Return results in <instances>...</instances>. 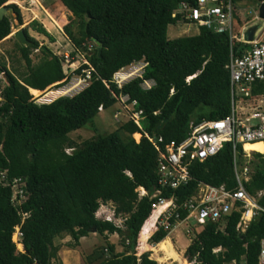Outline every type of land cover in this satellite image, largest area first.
<instances>
[{
    "label": "trees",
    "instance_id": "trees-1",
    "mask_svg": "<svg viewBox=\"0 0 264 264\" xmlns=\"http://www.w3.org/2000/svg\"><path fill=\"white\" fill-rule=\"evenodd\" d=\"M196 1L52 2L47 6L52 16L57 17L58 6L71 13L67 23L62 24L74 47L70 64L78 53L85 52V62L74 71L81 73L88 69L91 78L81 92L47 104L35 103L34 97L65 85L73 70L69 66L65 72L62 56L47 46H39L22 29L29 42L26 46L18 43V47L27 72L17 77L0 65V74L7 80L0 91V172L5 173L0 181V264H53L52 261L62 264L57 258L59 247L54 239L68 235L73 241L70 245L74 246L90 233L105 237V243L87 256L88 264H159L148 252L137 255L136 250L138 238V249L143 250L142 230L152 214L157 190L161 191L160 196H174L181 203L196 192L200 183L223 185L227 190L238 186L230 142L214 156L202 162L193 161L188 166L191 179L186 184L171 189L158 183L159 153L152 140L162 137L164 142L172 139L179 142L190 131L191 123L230 115V78L225 68L230 45L236 54L248 46L242 41H231L227 32L217 33L204 26L199 27L196 35L169 39V25L189 22L180 14L173 16L179 4L194 5ZM256 1L260 4L264 0ZM8 2L13 0H0V7L13 8L21 24L20 9ZM74 24L76 31L72 28ZM30 27L54 41L36 20ZM11 28L10 16L0 19V41L11 33ZM36 49L42 50L43 55L32 65L29 56ZM140 60L147 62L143 78L118 88L112 82L113 74ZM192 75L195 76L187 81ZM143 79L153 80L155 84L144 90L140 85ZM252 94L264 95V83H255ZM121 95L128 96L126 103L131 105L132 112H142L138 123L127 117L111 133L96 135L80 145L69 140L70 132L92 124L100 113L99 108L102 111L111 108ZM138 133L142 136L136 141L133 136ZM67 148L71 149L70 153L65 151ZM236 150L238 166L242 167L245 157L241 145ZM253 156L256 162L244 187L252 196L263 191L257 202L264 209V153ZM14 179L25 183L26 200L19 206L12 203L10 185ZM139 188L146 195L139 196ZM103 203L113 205L114 215L123 218L122 227L96 216ZM23 213H29L24 220ZM179 213L181 217L186 215L183 210ZM240 216V212L233 210L220 222H208L198 228L185 249L187 261L258 264L264 212H259L244 232L237 230ZM16 225L22 232L23 251L12 240ZM167 233L158 228L148 242L158 243L153 251H162L165 259L180 261L169 238L164 239ZM112 234L120 238L122 251H116L115 244L108 241L107 235Z\"/></svg>",
    "mask_w": 264,
    "mask_h": 264
},
{
    "label": "built area",
    "instance_id": "built-area-1",
    "mask_svg": "<svg viewBox=\"0 0 264 264\" xmlns=\"http://www.w3.org/2000/svg\"><path fill=\"white\" fill-rule=\"evenodd\" d=\"M21 0H13L12 3L19 5ZM23 1V0H22ZM31 4H36L35 0H29ZM41 7V6H40ZM231 0H197L194 5L180 3L178 10L173 14H180L183 20H189V24H195L198 27L204 26L217 33L227 32L230 40H241L250 45V49L241 51L240 54L234 52L233 46L230 45V57L225 65L229 71L230 92H231V113L230 115L217 120H202L198 124H190V131L184 139L177 142L168 140L164 142L162 137L152 140L158 153V183L162 188L177 189L180 185L186 184L191 179L188 166L193 161H204L209 157L217 154L226 142L232 144L234 172L238 186L234 190H227L223 185L219 187L207 184H198L197 190L190 197L181 203L176 202V198L171 196L165 198L160 196L161 191L157 190L153 197L157 200L152 204V212L158 210V214L154 218L151 234L158 228L170 233L180 224L185 223V231L188 235L195 234L196 230L208 222H220L231 211L240 212V220L237 224V230L244 232L250 222L264 209L259 206L257 199L263 191L252 196L247 193L244 182L250 178L252 170L249 171L247 165L238 166V152L236 146L239 144L244 150V145L263 144L264 150V106L246 109L240 107L241 102H250L257 100L260 96L252 94V87L256 83H264V39L263 35L254 41L245 42L238 39L234 32V12ZM187 24V23H185ZM91 46V45H90ZM89 46V47H90ZM67 57V56H66ZM147 62L144 60L136 61L128 66L120 68L112 76V82L121 88L123 84L136 79L143 78V74ZM195 75L187 77V81ZM91 72L83 69L78 78H70L62 87L51 90L44 95L37 104L51 103L59 97H72L81 92L90 83ZM153 80L143 79L141 88L150 89L154 85ZM238 89L242 96L236 93ZM46 93V92H45ZM264 98V95H262ZM128 96L121 95L118 102L123 104V109L127 110L130 104H127ZM248 104V103H246ZM102 107L99 111H102ZM128 111V110H127ZM126 111V113H127ZM141 111L132 112L131 108L127 113V117L133 118L138 123ZM120 112L116 111L114 117L117 118ZM139 134V141L141 134ZM163 144V147L160 146ZM252 153H263L251 150ZM70 153V152H67ZM5 178V173L0 172V181ZM12 203L19 206L26 200L23 186L25 183L21 179H14L11 183ZM139 196L146 195L143 188H139ZM102 206V205H100ZM162 208L161 210H159ZM179 210L186 212L185 217H181ZM104 220L112 221L108 215L98 216ZM102 215V214H101ZM29 213H23L24 220ZM192 221V223H191ZM12 240L16 246L20 245L19 251H23L21 243L22 232L20 226L16 225ZM34 264H37L34 262ZM186 264H201L196 261H186ZM226 264H243L230 262ZM258 264H264V237L260 240V252L258 256Z\"/></svg>",
    "mask_w": 264,
    "mask_h": 264
},
{
    "label": "rangeland",
    "instance_id": "rangeland-1",
    "mask_svg": "<svg viewBox=\"0 0 264 264\" xmlns=\"http://www.w3.org/2000/svg\"><path fill=\"white\" fill-rule=\"evenodd\" d=\"M54 1L57 0H35L36 4H31L29 0H23V1L21 0L19 2L20 6L18 5L22 17L21 24H19L17 19L15 18L16 17L15 13L7 10L8 12L7 16H10L12 18V28H11V33L5 39L0 41V65H5L8 70H10L13 74H15V76L19 77L20 74L27 72L26 62L22 58L18 47L19 42L14 37V33L16 31L24 28L27 30L29 36L35 38L39 42V46L41 45L47 46L55 54H57L58 56H62V60H63L62 66L64 68V71L67 72L69 66L73 70L70 74V78L74 79L80 76V73H76L74 69H76L82 63L85 62L84 60L85 52L78 53L75 56L73 63L70 64V60L72 59L71 52L74 50V47L70 42V40L64 34L62 29L63 27L62 24L67 23L69 17L71 16V13L66 8L58 6L57 17L52 16L51 13L48 11L47 6H49ZM8 3H12V2H8ZM233 9H234L233 12H234V28H235L234 32L236 33L238 39L239 38L242 39L245 26L247 24H254L255 22L260 21L258 18L259 4L256 0H238L237 2L233 3ZM33 20L39 22L41 26L46 30V32L54 37V41H50L45 35L37 32L35 29L30 27V23ZM72 28L74 31L77 30L75 24L72 26ZM198 32H199V27L197 25L189 24V23L185 24L182 22V23H178L177 25H169L167 29V36L169 39H175L179 37L196 35ZM263 39H264V33H263ZM250 47L251 46L248 45L247 49H250ZM42 55L43 53L42 50L40 49L31 50L29 57L31 59L32 65L37 64L40 61ZM6 84H7V80L5 75L0 74V91ZM58 88H51L48 91H46V93H44L39 97H34L33 95L32 96L34 97L36 102H40L45 94H47L51 90H56ZM236 93L239 96H242L239 93L238 89H236ZM32 94H35V91H33ZM259 96L260 98H257V100H253L250 102H241L239 104L240 107L245 108V110L246 109L249 110L251 109V107L256 108V107L264 106V98L262 97V95ZM122 106L123 104L117 102L111 108L105 111H100L98 116L93 120L92 124H89L80 129L70 132L68 134L69 140L76 145H80L83 141L90 139L96 135H104L113 132L119 127V125H121L126 120L127 113L131 108V106H128L127 108L129 109H127L128 110L127 111L124 110ZM116 111L120 112L117 118L114 117ZM133 138L135 140H138L139 135L138 136L134 135ZM65 151L71 152V149L67 148L65 149ZM253 154L254 153L250 151H243V157H245L244 165L248 166L249 171L253 169L252 166L256 162V159L254 158ZM101 205L102 206H100L98 209V214H99L98 216L103 217L104 215H108V217L117 226L122 227L123 218L117 217L115 215L112 216L113 205L111 203H103ZM104 211L105 214H103ZM185 226H186L185 223H183L177 227L178 232L181 233V238H182L180 240L179 248H176L173 244L174 248H176L175 250L178 252L180 256H182L179 253L180 249L182 250L185 246L188 245L189 239L194 238V234L188 235L186 233ZM222 226L223 225H221V227ZM109 237H111V241L109 242L115 244L116 250L118 252L122 251L123 247L120 243V238L118 237V235L117 234L107 235V238ZM12 238L15 239L14 236ZM104 239L105 237L103 236H100L96 233H90L88 236L82 237L79 241V244L71 246L70 243H72L73 241H71V238L68 235L57 237L54 239V244L57 245L59 249H63L62 251L63 260L62 258L60 259L58 255L57 258L59 261L62 262V264H88L86 260L87 256H89L96 247L103 245L105 243ZM145 241L142 243L143 249L145 248ZM157 246L154 245V248H157ZM153 252L156 253V255H159V258L155 256L156 261L159 264H167V263L186 264L187 261L185 255L181 257L180 261H174L172 259H165V255L162 251H158V252L153 251ZM52 262L53 264L56 263V261H52Z\"/></svg>",
    "mask_w": 264,
    "mask_h": 264
},
{
    "label": "water",
    "instance_id": "water-1",
    "mask_svg": "<svg viewBox=\"0 0 264 264\" xmlns=\"http://www.w3.org/2000/svg\"><path fill=\"white\" fill-rule=\"evenodd\" d=\"M7 10L13 12V8L9 6L0 7V19L4 16H7ZM259 22H255L254 24H247L244 28L242 40L245 42L254 41L256 38H259L264 33V1L259 4V12H258ZM14 37L18 40V42L26 46L28 44V39L24 34L23 30L20 29L14 33Z\"/></svg>",
    "mask_w": 264,
    "mask_h": 264
},
{
    "label": "crops",
    "instance_id": "crops-1",
    "mask_svg": "<svg viewBox=\"0 0 264 264\" xmlns=\"http://www.w3.org/2000/svg\"><path fill=\"white\" fill-rule=\"evenodd\" d=\"M244 150H245V148H244ZM246 151V150H245ZM152 225V223H150V226ZM140 235V234H139ZM149 237L150 236H148V238L146 239V241H145V248L142 250V251H139V249H138V247H139V238H138V240H137V247H136V250H137V255H140L141 253H143V252H148L149 254H150V258L151 259H154L155 261H156V257H158L159 258V255H156V253H154L153 252V249H155L154 248V245H156L157 246V244L158 243H156V244H150L149 242H148V240H149ZM166 238H169V240H170V242L172 243V245L174 244V246L176 247V248H179V245H180V240L182 239L181 238V233H179L178 232V229H177V227L176 228H174L164 239H166ZM163 239V240H164ZM174 242H173V241ZM108 241H111V237H109L108 238ZM190 242H191V239H189V243H188V245L190 244ZM187 245V246H188ZM174 246H173V248H174ZM187 246H185L182 250L180 249V251H179V253L183 256L184 255V252H185V249L187 248ZM176 248H174V249H176ZM61 250V251H60ZM62 251H63V249H59V251L57 252V255H58V257H60V259L62 258V260H63V256H62ZM117 251V250H116ZM176 251V250H175ZM153 252V253H152ZM177 252V251H176ZM178 253V252H177ZM156 256V257H155ZM182 256H180V257H182ZM155 257V258H154ZM163 257V256H162Z\"/></svg>",
    "mask_w": 264,
    "mask_h": 264
},
{
    "label": "bare ground",
    "instance_id": "bare-ground-1",
    "mask_svg": "<svg viewBox=\"0 0 264 264\" xmlns=\"http://www.w3.org/2000/svg\"><path fill=\"white\" fill-rule=\"evenodd\" d=\"M244 148H245L246 151L255 150V151H258V152H263V144L262 143H257V144H254V145L245 144L244 145ZM161 209L162 208H160L159 210H161ZM157 214H158V210L153 211L152 214H151V216L147 219V221H146V223H145V225L143 227V230H142V239L144 241L148 238V236H149V234H150V232H151V230L153 228L152 225L150 226V223H153L154 222V218H155V216ZM18 248L19 249L21 248L20 245H18Z\"/></svg>",
    "mask_w": 264,
    "mask_h": 264
},
{
    "label": "clouds",
    "instance_id": "clouds-1",
    "mask_svg": "<svg viewBox=\"0 0 264 264\" xmlns=\"http://www.w3.org/2000/svg\"><path fill=\"white\" fill-rule=\"evenodd\" d=\"M97 212H98V211H97ZM101 214H102V213H101ZM103 214H105V211L103 212ZM112 216H114L113 210H112ZM112 222H113V221H112ZM152 224H153V223H152ZM151 231H152V230H151ZM154 232H155V231H154ZM154 232H153V233H154ZM153 233H152V234H153ZM152 234L150 233L149 236L151 237ZM168 234H169V233H167V235H168ZM150 237H149V238H150Z\"/></svg>",
    "mask_w": 264,
    "mask_h": 264
}]
</instances>
